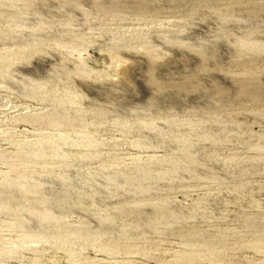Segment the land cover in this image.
Instances as JSON below:
<instances>
[{
	"label": "rangeland",
	"instance_id": "obj_1",
	"mask_svg": "<svg viewBox=\"0 0 264 264\" xmlns=\"http://www.w3.org/2000/svg\"><path fill=\"white\" fill-rule=\"evenodd\" d=\"M0 264H264V0H0Z\"/></svg>",
	"mask_w": 264,
	"mask_h": 264
}]
</instances>
